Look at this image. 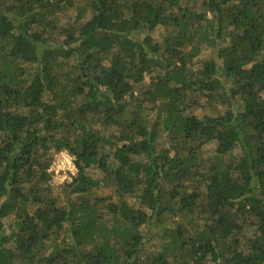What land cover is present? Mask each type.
<instances>
[{
  "label": "trees",
  "instance_id": "16d2710c",
  "mask_svg": "<svg viewBox=\"0 0 264 264\" xmlns=\"http://www.w3.org/2000/svg\"><path fill=\"white\" fill-rule=\"evenodd\" d=\"M0 264H264V0H0Z\"/></svg>",
  "mask_w": 264,
  "mask_h": 264
},
{
  "label": "rangeland",
  "instance_id": "374dc122",
  "mask_svg": "<svg viewBox=\"0 0 264 264\" xmlns=\"http://www.w3.org/2000/svg\"><path fill=\"white\" fill-rule=\"evenodd\" d=\"M154 35L158 40H161L162 32L160 30H156ZM201 48H202L201 53L196 57V59H194L196 60V62L198 60L207 59L208 57H210V55L213 54L211 46H209L207 43H204ZM201 102H204L202 103L203 107L195 111V114L199 116L202 114H207L209 116H215L220 113H223V111L226 109L224 105H221L217 101L206 103L205 100L204 101L201 100ZM213 148H214V145L210 144L205 147V151L210 152ZM69 157L72 158L73 160V156L66 151H60L57 154H54L51 165L48 168V183L52 187L53 195L58 196L60 199L62 198L61 188L63 184L66 181H70L71 177L76 174V168L68 164ZM57 163L59 164L57 165ZM110 192L111 191L109 189H104L101 192V194L107 195ZM4 225H5L6 232H10L11 230H14L16 228L15 220L11 218L5 220ZM145 230L146 229H144L143 232H147ZM154 243H158V240H156L155 238H153L150 244H154ZM148 247L149 245H147V248Z\"/></svg>",
  "mask_w": 264,
  "mask_h": 264
},
{
  "label": "built area",
  "instance_id": "2783aa9c",
  "mask_svg": "<svg viewBox=\"0 0 264 264\" xmlns=\"http://www.w3.org/2000/svg\"><path fill=\"white\" fill-rule=\"evenodd\" d=\"M63 154V153H62ZM74 162H73V160H72V158H70L69 157V159H68V164H70L72 167H74L75 168V165L73 164ZM59 163H57V165H58ZM68 169H69V167H68Z\"/></svg>",
  "mask_w": 264,
  "mask_h": 264
}]
</instances>
